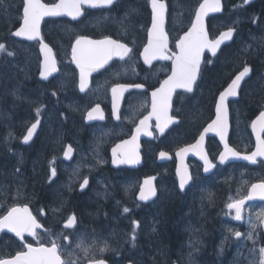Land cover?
I'll use <instances>...</instances> for the list:
<instances>
[{
    "label": "flooded vegetation",
    "instance_id": "obj_1",
    "mask_svg": "<svg viewBox=\"0 0 264 264\" xmlns=\"http://www.w3.org/2000/svg\"><path fill=\"white\" fill-rule=\"evenodd\" d=\"M41 1L47 5L60 2ZM161 1L166 3L168 9L167 55L174 59L172 45L180 35L174 18L169 17V14L177 12V5L186 0ZM21 4L22 0H3L0 3V44L5 46V51L0 52V218L4 215L5 207L10 204V198L2 200V189L8 187L6 181L11 173L33 174L40 179L43 177L44 186L48 187L50 180L47 174L54 167L66 181L72 176L71 171L79 175L76 179L78 185L76 188L73 186L78 190V195H86L90 191L96 201L103 205L106 204L105 201L117 204L136 202L140 205L141 217L145 220L151 206L161 212L162 205H174L181 212H177L179 221L175 223L176 231L185 239L183 247L176 241L174 250L180 248L178 251H182L181 254L192 252L194 244L200 251L209 249L212 245L214 264L226 263L234 253L241 255L236 264H260L259 249L264 247V223L261 220H264V216L259 214L264 213V201L245 204L240 221L233 219L235 209L230 210L226 205L244 199L253 184L264 183V163L258 161L253 166L241 162L219 165L217 160L222 146L215 136H210L205 141V149L215 165L214 172L204 176L202 165L189 158L187 163L193 180L184 192L178 190L175 177L176 152L194 144L203 129L216 117L217 95L222 92V55L218 63H206L209 68L207 70L203 63L192 93L173 92L172 107L168 115L178 120V123L172 124L161 134L156 128L154 116L146 122L142 132H149L152 136L140 139L144 164L136 168L112 167L111 149L132 137L140 121L152 111V91L159 88L172 72L173 59L146 64L140 54L147 44L148 29L151 26L149 0H116L115 5L108 8L84 6V14L76 20L66 17L45 18L40 25V38L52 49V56L59 69L57 76L48 82L39 79L42 60L40 41L20 40L11 34L22 24ZM250 11L256 19L252 23L259 24L264 20L259 17L264 16V0H257ZM261 23L264 24V21ZM77 36H84L89 40H103L107 37L126 44L132 51L123 60L110 61L103 68L92 71L87 78V88L81 92L79 69L73 66L71 58V44ZM263 39H259V42H264ZM255 50L258 52L251 54L252 57L257 54V59L254 61L251 58L252 62L242 65L251 66L252 81H246L238 99L230 103L228 143L229 147L240 154L253 152L258 136L264 139V129H258L256 125L254 132L251 126L260 111L264 110V53L260 51L261 48ZM9 51L14 55H7ZM259 79L262 81H258ZM135 84H142L144 88H135ZM118 85L127 86L117 94L120 119L113 115L111 91ZM53 91L57 93L55 96L52 95ZM178 93L186 97L183 102L178 99ZM97 106L99 111L93 112L94 119L86 123L87 113ZM36 108H41V123L26 144L22 138L27 128L37 119ZM101 116L102 121L99 120ZM69 146L73 155L69 162H65L63 155ZM128 150L130 145L125 149ZM160 152L167 153L171 160L159 163L157 156ZM117 156L121 157V154ZM17 168L20 169L19 172L16 171ZM85 177L89 180L88 188L80 193L79 187ZM148 178L155 179L156 199L140 204L136 201V195L142 181ZM24 183L27 192L25 195L32 202L30 210L44 227V231L38 232L31 240H24L23 245L29 243L48 246L55 241L59 245L62 261L67 264H90V261L97 259H102L105 264H150L148 255L152 254L154 247L161 248V229L167 227L165 219L171 218L169 216L161 214L156 217V221H143L141 228L136 230V237L139 239L134 249L140 255L134 262L126 255L131 253L127 244L130 240L123 238L131 236L130 217L121 220L119 218L126 216L102 213L87 214L89 218L86 219V215L79 216L68 207L66 201L56 206V199L61 194L54 196L45 190L43 202L31 198L28 195L30 184L25 179ZM73 199L78 207L82 206L81 198L74 195ZM66 211L77 218L72 228L64 227L72 216L64 219ZM185 211L193 213L187 217ZM194 215L198 216L197 220H193ZM172 218L176 219V216L173 215ZM250 222L257 225L254 230L255 242L246 238L247 233L252 231ZM229 228L239 231L241 237L236 238ZM215 230L217 231L211 237L210 233ZM65 233L71 234L70 247L63 238ZM115 235L120 236L116 245L113 239ZM78 243L81 247H77ZM105 246L106 251L101 253L99 249ZM85 248L87 252L84 251ZM191 259L186 264H192ZM160 261L155 264H160ZM228 264L235 262L229 261Z\"/></svg>",
    "mask_w": 264,
    "mask_h": 264
},
{
    "label": "snow or ice",
    "instance_id": "obj_2",
    "mask_svg": "<svg viewBox=\"0 0 264 264\" xmlns=\"http://www.w3.org/2000/svg\"><path fill=\"white\" fill-rule=\"evenodd\" d=\"M248 0H244V3H247ZM0 3H3V0H0ZM116 0H60L59 3L53 5H47L41 3L40 0H22V24L18 30L12 32L11 34L17 37L23 36L28 40L40 38L39 25L41 18L44 16L58 17L67 15L70 16L73 20H76L77 17L84 14L83 8L86 5L89 8H100V7H109L114 6ZM151 5V27L148 29V44L144 47L142 56L146 64H151L152 60L156 59H173L172 56L167 55V36L164 33V21H165V12L167 6L161 0H149ZM221 0H204L203 3L199 4V7L195 10L194 19L191 21V26L188 31L180 36L176 42V49H178V54L175 55L173 59V67L171 75L163 81L159 88L152 91V112L145 116L143 120L140 121V124L135 129V134H133L131 141H124L125 144L134 143L137 140L138 135L141 133L142 128L146 126V122L150 120L153 116L155 117L157 124L156 127L161 134H164L165 129L168 128L170 124L178 123L179 121L174 120L173 117L168 115L169 109L172 107V95L176 89H182L184 93H192L194 91V85L198 79L200 72V63H201V54L208 50L212 53L213 56L217 55V50L224 43L225 40H230L233 37L234 28H228L227 31L221 32L218 37H213L212 34L206 29L204 23V17L209 11L220 12ZM41 51L45 50L47 53H51L52 49L44 43L43 39L40 40ZM5 51L4 44H0V52ZM132 51L126 44L120 43L116 40L105 38L103 40H89L84 36H77L75 42L71 44V58L72 62L76 64V67L79 69V89L81 92H84L87 88V78L92 71H95L97 68H103L108 61L112 58L113 55L119 56L121 60L125 56H128ZM247 51V49H245ZM7 55H14L13 52H7ZM50 60L51 69L55 71V60L50 59L46 55V62ZM251 69L248 66H244L243 70L239 72L232 79L228 87L219 94V98L216 101L215 111L216 118L211 121L203 129L199 135V139L193 145H188L180 148L177 151V156H182L190 150H197V154L200 155V158L204 160V171L208 172L215 165L209 161L207 154L203 152V141L205 135L208 132H214L220 139L221 143L224 146V151L219 154V163L224 164L229 157H235L243 160H247L252 164L257 163L256 157H264V139L257 137L258 145L257 150L252 152L250 155L241 156V154L231 147L227 141L228 137V112L229 107L226 104V101L229 97H236L238 95L237 89L241 87V81L244 80L246 76L250 73ZM51 72H45L41 70L40 76L41 79L47 80ZM127 86L118 85L111 89L113 95V115L116 119H120L118 115V92L125 90ZM133 87L142 89L144 85L135 84ZM57 93L53 91L52 95ZM178 99L183 102L186 99L185 96L177 94ZM37 119L35 122L31 123L30 127L27 128L26 134L23 136V143H28L38 125L41 121L39 116L41 115V108H36ZM99 111V106L92 109L87 113V118L89 120L94 119L93 112ZM179 111V109H177ZM103 119V116L100 117ZM257 122L264 126V110L260 111L257 120L252 122V128L255 131ZM146 135H151L149 132H145ZM11 135V134H10ZM119 147V145L117 146ZM72 153V148L69 146L65 152L64 157L66 159L70 158ZM116 149H113V155L115 157ZM165 152L160 153L161 158L166 157ZM115 163V159L113 161ZM20 171L19 168L16 170ZM51 177L56 176V169L52 167L50 169ZM179 174V170H178ZM51 177L49 179H51ZM193 180V177L188 174L187 170H184V173L180 175L179 188L181 192H184L186 185ZM89 183L87 177L84 178L83 183L80 184V188L83 190ZM150 183L145 181V184ZM258 194L261 199H264V183L253 184L252 191L249 195L240 200L228 203L226 206L228 209H235V216L233 219L240 221L242 219L241 211L245 204V200L253 199L254 195ZM152 195H156L154 189L151 190ZM139 199L145 200L148 199L144 195V189L141 188V194ZM43 211V210H42ZM125 213L129 211L127 207L123 209ZM259 216H264V213H260ZM75 215H72L65 222V228H72L76 223ZM261 223H264V220H261ZM133 230L131 233V242L133 247L135 246L136 241V229L139 227V222L133 220ZM255 223L250 222V228L252 231L247 233L246 238L249 240H254V230L256 228ZM40 224L37 223L36 219L29 212L27 206L16 207L13 206L4 215L0 218V230L7 229V231L14 233L17 238L22 242L24 240V233H28L33 237L36 236L35 229L39 228ZM155 231V229H153ZM230 232H233L236 238L241 237L239 231H233L229 228ZM71 234H63L64 240L67 242V245L71 246ZM227 239V238H226ZM24 247L27 248V252L20 251L17 255L10 259H0V264H67V262L61 260V254L59 251V245L53 241L51 247H37L34 248L30 244L25 243ZM77 247H81V244H77ZM87 252V249H84ZM99 251L103 253L106 251V246L100 248ZM261 260L260 264H264V247L259 249ZM74 264V262H73ZM90 264H105L102 259L92 260Z\"/></svg>",
    "mask_w": 264,
    "mask_h": 264
},
{
    "label": "trees",
    "instance_id": "obj_3",
    "mask_svg": "<svg viewBox=\"0 0 264 264\" xmlns=\"http://www.w3.org/2000/svg\"><path fill=\"white\" fill-rule=\"evenodd\" d=\"M228 6H230V3H228L227 5H226V7H228ZM253 6V5H252ZM248 8H250V6L248 7ZM253 32V31H252ZM251 32V33H252ZM251 34H249V36L247 37L250 41V43H251V41L253 40V37L251 36ZM252 38V39H251ZM248 42V41H247ZM248 42V43H249ZM226 61H233L232 59H227L226 58ZM30 177L32 178V179H30ZM10 178H11V180L12 181H16V182H18V185H16L15 186V196H22V195H24V194H27V192H26V189L24 188V186H25V183H24V179L27 181V183L28 184H30V190L28 191V195L31 197V198H33V199H37V200H40L41 202H43V192H44V195H45V190H47V191H50L51 192V189H48V188H51V187H46V186H44V181H43V177H41V179L39 178V177H36L35 175H24L23 173L22 174H15V173H11V175H10ZM15 179H18V180H15ZM40 188V189H39ZM37 192V193H36ZM57 193L54 191V196L56 195ZM74 195H76V194H74ZM73 195V196H74ZM77 197H79V198H81V202H82V204H83V206H84V209H83V206H80V207H78L77 205H76V201L73 199V197L72 196H70V195H63V197H57V199H56V206H59L60 205V203L61 202H63V201H68V207H71L77 214H79V216H81V215H83V214H86L87 212H88V214H102V213H107V212H110L109 214H115V213H113L114 212V210L113 209H110L109 210V208H108V206H106L105 208L103 207L104 205H103V203H99V204H97V203H93L94 202V199H92L90 196H88L87 194L85 195V193H82V194H80V195H77ZM62 198H63V200H62ZM89 198H91V199H89ZM61 199V200H60ZM89 201H88V200ZM90 202V204L88 203V202ZM87 203V204H86ZM167 206V207H166ZM74 207V208H73ZM83 209V210H82ZM77 210V211H76ZM117 212L116 213H118L119 212V210L117 209L116 210ZM84 212V213H83ZM177 213V208L173 205V207L171 206V205H169V204H165L164 206L162 205V211L161 212H157L156 211V209L154 208L153 209V211H152V213L154 214V216H156V217H158V215L159 216H161V214H163V215H166V216H169V214L170 213ZM178 214V213H177ZM176 214V216H178ZM156 217H155V219H156ZM142 219V218H141ZM140 219V220H141ZM165 221H166V224H167V227L166 228H163V229H161V232H162V235L169 229V227H172L174 224L173 223H175V220L173 221V219H171V218H168V219H165ZM141 222H143L142 220H141ZM117 230V229H116ZM116 230H114V231H116ZM164 239L167 241V240H169L168 239V236H165L164 237ZM159 245L160 246H162L163 245V243H161V237L159 238ZM168 242V241H167ZM180 243L181 244H185V241H183V239H180ZM166 246L168 247L169 245L168 244H166ZM193 252H192V254H181V252L182 251H178V250H180V248L178 249V250H174V252H173V250H170V249H168L167 251H165V252H163V246H162V252H160V254L158 253V250H157V248L156 247H154L153 248V253L154 254H156L157 256H159V258H162L163 260V264H179V263H181L182 261H185L184 259L188 256V255H190L192 258H193V256H194V262H193V264H206V263H204V260L202 259V256L201 255H208V254H205V253H203V254H200V252H198L197 250H199L198 249V247H196L195 246V244H194V246H193ZM159 254V255H158ZM161 254H163L162 256H161ZM138 255H139V253H138ZM163 256H164V258H163ZM150 261V260H149ZM206 261H209V256H207L206 258H205V262Z\"/></svg>",
    "mask_w": 264,
    "mask_h": 264
},
{
    "label": "water",
    "instance_id": "obj_4",
    "mask_svg": "<svg viewBox=\"0 0 264 264\" xmlns=\"http://www.w3.org/2000/svg\"><path fill=\"white\" fill-rule=\"evenodd\" d=\"M254 0H248V2L247 3H251V2H253ZM204 2V1H203ZM202 2V3H203ZM221 8H222V2H221ZM221 12V11H220ZM217 13H219V12H212V11H209L208 13H207V15L204 17V23H205V27H206V20H207V18L210 16V15H213V14H217ZM22 37V36H21ZM232 39V38H231ZM231 39L230 40H225L224 41V43L222 44V45H224V44H226V43H228V42H230L231 41ZM221 45V46H222ZM220 46V47H221ZM219 50V49H218ZM217 50V51H218ZM179 51V50H178ZM206 51V50H205ZM204 51V52H205ZM204 52L201 54V61H202V58H203V54H204ZM210 52V51H209ZM143 53V52H142ZM211 53V52H210ZM212 54V53H211ZM157 60V59H156ZM42 70H44L46 73L47 72H51L50 70H52L50 67H49V62H46V61H44L43 63H42ZM54 72V71H53ZM52 72V73H53ZM212 134H214V132H208L206 135H205V137L207 136V135H212ZM205 139V138H204ZM120 146V148L121 147H123L124 146V144H121V145H119ZM222 146H223V144H222ZM223 148H224V146H223ZM223 151H224V149H223ZM222 151V152H223ZM203 152H204V150H203ZM195 155V156H198L197 158H198V160L203 164V166L205 167V165H204V160L203 159H201L200 158V155H198L197 154V152L195 151V150H190V151H188L186 154H183L182 156H177V169H176V176H177V179H178V183H180V175H182L183 173H184V170L186 169L187 170V172H188V174H190L189 173V171H188V166H187V163H186V159L188 158V157H192V155ZM259 158H262V157H260V156H258ZM136 158H139V155H137V157ZM136 158H132L131 160H136V161H139L140 160V158L139 159H136ZM162 160H166L165 158H162ZM227 161H242V159H239V158H235V157H229V159L227 160ZM226 161V162H227ZM225 162V163H226ZM249 162V161H248ZM224 163V164H225ZM212 169V168H211ZM210 169V170H211ZM178 170H179V174H178ZM210 170L208 171V172H205L204 171V169H203V172H204V174H209V172H210ZM190 183V182H189ZM147 185L148 184H145V182H144V184L142 185V187L141 188H143V189H147ZM187 186V185H186ZM252 191V190H251ZM250 191V192H251ZM140 196V195H139ZM139 196H138V200L140 201V202H148L149 200H151V199H153L154 197H155V195H150V196H147L148 197V199H145V200H141V199H139ZM255 196V195H254ZM255 198H258V197H253V199H255ZM247 200V199H246ZM4 230V229H3Z\"/></svg>",
    "mask_w": 264,
    "mask_h": 264
},
{
    "label": "bare ground",
    "instance_id": "obj_5",
    "mask_svg": "<svg viewBox=\"0 0 264 264\" xmlns=\"http://www.w3.org/2000/svg\"><path fill=\"white\" fill-rule=\"evenodd\" d=\"M258 4H259V3H258ZM261 6H262V5H261ZM174 8H175V7H174ZM174 8H173V9H174ZM262 12H263V11H262ZM256 13H257V12H256ZM259 17H260V16H259ZM172 25H173V24H172ZM173 26H175V25H173ZM172 29H173V28H172ZM174 29H176V28H174ZM251 36H252V35H251ZM251 36H250V37H251ZM253 36H254V35H253ZM253 36H252V37H253ZM251 39H252V38H251ZM260 40H261V39H260ZM263 40H264V39H263ZM246 41H247V40H246ZM249 41H250V40L248 39V42H249ZM262 42H263V41H262ZM249 43H250V42H249ZM255 48H256V49H257V48L259 49L260 46L255 47ZM256 51L258 52V50H256ZM252 54H253V53H252ZM252 54L250 55V58H253L252 60L255 61V60L257 59L258 55L256 54V55H253L254 57H252ZM260 55H261V54H260ZM262 56H263V55H262ZM262 56H261V57H262ZM263 57H264V56H263ZM259 58H260V57H259ZM261 59H262V58H260L259 60H261ZM263 60H264V58H263ZM261 61H262V60H261ZM249 62H252V61H248V63H249ZM263 62H264V61H263ZM259 67H260V66H259ZM261 67H263V66H261ZM260 69H261V68H260ZM258 71H259V70H258ZM258 81H260V79H259ZM261 81H262V80H261ZM261 81H260V82H261ZM63 84H64V83H63ZM65 84H66V83H65ZM31 85H32V84H31ZM14 87H15V86H14ZM31 88H32V87H31ZM27 90H28V89H27ZM261 91H263V90H261ZM5 92H6V91H5ZM257 93H258V92H257ZM258 94H259V93H258ZM18 95H19V94H18ZM254 95H255V94H254ZM254 95H253V96H254ZM255 96H256V95H255ZM260 96H261V95H260ZM263 97H264V96H263ZM263 97H261V98H263ZM258 98H259V97H258ZM258 98H257V99H258ZM20 99H21V98H20ZM24 100H25V99H24ZM261 101H262V99H261ZM250 103H251V102H250ZM252 103H253V101H252ZM253 104H254V103H253ZM253 104H252V105H253ZM256 105H257V104H256ZM246 106H247V105H246ZM24 113H25V112H24ZM15 115H16V114H15ZM22 117H23V116H22ZM3 120H4V119H3ZM19 120H20V119H19ZM18 122H19V121H18ZM11 125H12V124H11ZM19 125H20V124H19ZM16 130H17V129H16ZM100 185H101V184H100ZM39 189H40V188H39ZM101 191H102V190H101ZM117 191H118V190H117ZM105 192H106V191H105ZM107 192H108V191H107ZM114 192H115V191H114ZM114 192H113V193H114ZM36 193H37V192H36ZM107 195H108V194H107ZM117 196H119V194H118ZM62 197H63V196H62ZM44 198H45V197H44ZM89 199H91V198H89ZM60 200H61V199H60ZM62 200H63V198H62ZM87 200H88V199H87ZM91 200H92V199H91ZM88 201H89V200H88ZM88 201H87V202H88ZM46 202H47V201H46ZM90 202H91V201H90ZM90 202H88V203L90 204ZM86 204H87V203H86ZM82 206H83V204H82ZM84 206H85V205H84ZM84 206H83V209H84ZM130 206H132V205H129V207H130ZM71 207H72V206H71ZM166 207H167V206H166ZM73 208H74V207H73ZM69 209H70V208H69ZM83 209H82V210H83ZM149 209H150V210H149V214L147 215V220H148V219H150V220H157V218L155 219L156 216H154V214L152 213L154 207L151 206V208H149ZM189 209H190V208H189ZM66 210H67V209H66ZM70 211H71V209H70ZM76 211H77V210H76ZM189 211H190V210H189ZM116 212H117V211H114L113 213L116 214ZM83 213H84V212H83ZM109 213H110V212H109ZM109 213H107V215H111V214H109ZM87 214H88V212H87L86 214H83V217H84V215H86V219H87V217L89 216V215L87 216ZM176 214H177V213L175 212V213H173V214L170 213L169 215H171V217H172L173 215L176 216ZM185 214H186L187 217L191 216V212H187V211H185ZM141 215H142V211H141V213L138 214V217H139L140 219L142 218ZM178 217H179V216H176V219H173V218H172L173 221L175 220V223L179 221V218H178ZM88 218H89V217H88ZM141 220H142V221L144 220V222H145V219H144V218H142ZM175 223H173L174 225L172 226V230H171V232L168 233L167 235H165V236H168V239H169V240H167L168 242L164 239L165 236H164V237H161V243H163V245H162V246H163V252L167 251L168 249L173 250V252H174V249H175V242H176V241H177V242H180V239H183V241H185V239L183 238V236H182L180 233H178V232L176 231ZM116 231L118 232L119 230H116ZM117 232H116V234H117ZM118 235H119V234H118ZM117 238H118V236L115 235V239H116V240H117ZM150 240H151V237H150ZM145 241H146V240H145ZM147 242H148V241H147ZM114 244L116 245V244H118V243H114ZM114 244H113V245H114ZM150 244H151V243H150ZM150 244H149V245H150ZM166 244H168L169 246L167 247ZM181 246H182V244H181ZM115 247H116V246H115ZM182 247H183V246H182ZM151 248H152V247H151ZM183 250H184V249H183ZM182 253H183V252H182Z\"/></svg>",
    "mask_w": 264,
    "mask_h": 264
},
{
    "label": "rangeland",
    "instance_id": "obj_6",
    "mask_svg": "<svg viewBox=\"0 0 264 264\" xmlns=\"http://www.w3.org/2000/svg\"><path fill=\"white\" fill-rule=\"evenodd\" d=\"M240 23V19H239V17H238V15L236 14V13H234L233 15H232V17L231 18H229L228 20H222L221 22H219L218 23V25H225V24H239ZM71 174L73 175V177H77V175H76V173L74 172V171H71ZM106 202V204L103 206L104 208L106 207V206H108V208H109V210L111 209V207H112V204L113 203H109V202H107V201H105ZM93 203H97V204H99L97 201H96V199H94V202ZM131 208H133V206H130ZM178 213H181L180 211H177ZM139 213H141V211L139 212ZM138 213V214H139ZM192 213L193 212H191V215H192ZM194 213H196V212H194ZM103 214H107V213H103ZM137 214V215H138ZM112 215V214H111ZM179 215H181V214H179ZM182 216V215H181ZM169 217H171V215H169ZM198 216H196V215H194L192 218H193V220H197L198 218H197ZM172 218V217H171ZM93 220H95V219H93ZM185 220V219H184ZM144 221V220H143ZM147 221H156V220H150V219H148V220H145V222H147ZM198 222V221H197ZM113 230H115V229H113ZM119 230V229H118ZM171 230H172V227H169V229L161 236V237H164L165 235H167L168 233H170L171 232ZM217 230H215L214 231V233L213 232H211L210 233V236L212 237L213 236V234H215V232H216ZM216 234H218V232L216 233ZM160 242V241H159ZM114 243H117V240L115 239L114 240ZM212 248V245L209 247V251L208 250H206V252H205V254H208L209 255V257H211L212 258V256H213V253L210 251V249ZM158 250V253L160 254V252H162V246H161V248H159V249H157ZM193 252V251H192ZM192 252H190V253H186V254H192ZM128 253V252H127ZM152 254L151 255H148V257H149V260H150V264L151 263H153V264H155L156 262H158V260H163L162 258H159V256H157L156 254H154L153 252H151ZM158 254V255H159ZM127 256H131L132 255V253H128V254H126ZM163 254H161V256H162ZM208 255H202V257H203V259H205ZM226 255V254H225ZM241 255H238V254H233V256L231 257V258H229L228 260H227V262L225 263V262H223L222 264H228L229 263V261H233V262H235V264H236V262H237V260H238V258L240 257ZM188 257H190L191 258V256L190 255H188L187 256V258ZM163 258H164V256H163ZM190 258H188V259H190ZM212 262H214V261H212ZM204 263H206V264H208L209 262H205L204 261ZM116 264H119L118 262H116Z\"/></svg>",
    "mask_w": 264,
    "mask_h": 264
}]
</instances>
